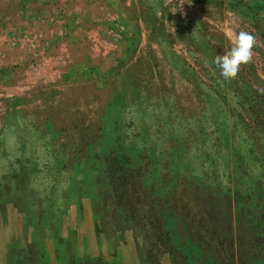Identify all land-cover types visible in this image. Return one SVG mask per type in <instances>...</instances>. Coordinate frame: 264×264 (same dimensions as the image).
<instances>
[{"label":"rangeland","instance_id":"rangeland-1","mask_svg":"<svg viewBox=\"0 0 264 264\" xmlns=\"http://www.w3.org/2000/svg\"><path fill=\"white\" fill-rule=\"evenodd\" d=\"M196 1L129 76L7 88L0 264L264 263V0ZM241 30L252 58L225 81L212 60Z\"/></svg>","mask_w":264,"mask_h":264},{"label":"crops","instance_id":"crops-1","mask_svg":"<svg viewBox=\"0 0 264 264\" xmlns=\"http://www.w3.org/2000/svg\"><path fill=\"white\" fill-rule=\"evenodd\" d=\"M175 1L0 0V142L2 136L5 143L7 88H98V76H129V67L145 59L136 46H150L152 30L166 26ZM179 1L198 14L196 0ZM103 44L111 48L98 47ZM120 49L121 55L115 51Z\"/></svg>","mask_w":264,"mask_h":264},{"label":"clouds","instance_id":"clouds-1","mask_svg":"<svg viewBox=\"0 0 264 264\" xmlns=\"http://www.w3.org/2000/svg\"><path fill=\"white\" fill-rule=\"evenodd\" d=\"M254 44L255 37L250 32L241 30L235 33L231 48L223 55L215 56L212 60L221 79L227 81L230 78H235L241 65L251 60Z\"/></svg>","mask_w":264,"mask_h":264},{"label":"trees","instance_id":"trees-1","mask_svg":"<svg viewBox=\"0 0 264 264\" xmlns=\"http://www.w3.org/2000/svg\"><path fill=\"white\" fill-rule=\"evenodd\" d=\"M244 259L245 260L243 264H264L262 262L263 254L260 251H253L247 253Z\"/></svg>","mask_w":264,"mask_h":264}]
</instances>
